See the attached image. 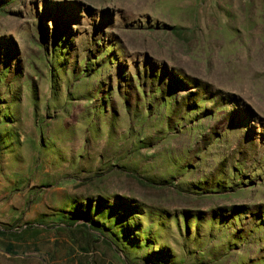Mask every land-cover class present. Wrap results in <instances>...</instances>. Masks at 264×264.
Instances as JSON below:
<instances>
[{"label": "rangeland", "instance_id": "374dc122", "mask_svg": "<svg viewBox=\"0 0 264 264\" xmlns=\"http://www.w3.org/2000/svg\"><path fill=\"white\" fill-rule=\"evenodd\" d=\"M0 228V264H264V0H0Z\"/></svg>", "mask_w": 264, "mask_h": 264}, {"label": "trees", "instance_id": "16d2710c", "mask_svg": "<svg viewBox=\"0 0 264 264\" xmlns=\"http://www.w3.org/2000/svg\"><path fill=\"white\" fill-rule=\"evenodd\" d=\"M4 2V1H3ZM5 3V2H4ZM6 4V3H5ZM175 33H180L179 31H180V29H178V28H173L172 29ZM64 34L62 35H60V38H58V39H56V44L55 45H67L66 44V42H65V40H64ZM173 75V82H172V87H174V85H175V87H177V86H179V85H182V81H181V79L179 78V76H177V75H175V74H172ZM174 87V88H175ZM174 88H172V89H174ZM187 99H190V97H187ZM199 107V104L198 105H195V108H198ZM81 219L79 218H77L76 219V221H74V220H71L70 222H67L68 223V225H66L68 228H73V227H75L76 229H79V230H82V229H84V230H87V229H90V228H92V226H94L95 224H96V226H102V224H100L98 221H92V222H90V221H88L87 223H83V224H81V225H76L77 224V222H79ZM89 225H91V226H89ZM104 228H106V226H104ZM0 235L1 236H6L7 234H6V232L5 231H3L1 228H0ZM12 235H14L16 238H21V236H19V235H17V234H12ZM98 239H100V238H98ZM106 241V240H105ZM10 252H13V247H9V249H8Z\"/></svg>", "mask_w": 264, "mask_h": 264}]
</instances>
